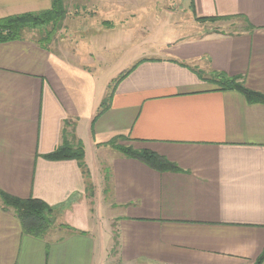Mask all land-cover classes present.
I'll return each instance as SVG.
<instances>
[{
	"label": "crops",
	"instance_id": "obj_1",
	"mask_svg": "<svg viewBox=\"0 0 264 264\" xmlns=\"http://www.w3.org/2000/svg\"><path fill=\"white\" fill-rule=\"evenodd\" d=\"M52 2L0 0V19L48 11ZM189 7L202 27L197 18L213 17L242 19L243 29L200 35L181 20L174 25L185 24L183 34L156 46L147 33L145 45L133 14L120 20L132 27L110 49L96 47L101 36L91 33L47 48L29 30L0 43V191L42 200L72 228L56 240L26 235L0 200V264L256 263L264 251V104L210 79L237 77L264 94V0H190ZM69 9L65 31L80 20ZM94 18L79 22L114 25ZM119 48L128 56L121 72L143 62L95 119L116 78L98 68ZM114 61L108 67L120 65ZM65 120L76 122L84 144L93 198L76 161L45 159L60 145ZM117 138L179 170L158 172L124 156L110 145Z\"/></svg>",
	"mask_w": 264,
	"mask_h": 264
},
{
	"label": "trees",
	"instance_id": "obj_2",
	"mask_svg": "<svg viewBox=\"0 0 264 264\" xmlns=\"http://www.w3.org/2000/svg\"><path fill=\"white\" fill-rule=\"evenodd\" d=\"M69 0H53L52 7L48 11L36 14H23L18 16L0 19V43L20 40L23 31L26 28H40L43 26H52L53 30L47 32L44 37L38 40V43L47 48L52 43L54 35L58 31L57 27L63 24L67 15L66 3ZM222 20L220 18L203 17L197 18L202 23L216 22ZM135 64L130 70L116 77L109 86L107 97L100 105L95 119H98L111 107L112 98L121 81H123L131 72H133L139 64ZM213 83L219 84L221 90H236L244 95L249 103L264 104V94L252 91L244 85L237 77H229L225 74H216L210 79ZM62 130V139L60 145L45 159L51 161L74 160L78 163L82 174L86 180V192L88 197L93 198L95 194L94 185L91 182L89 168L85 162V148L83 142L76 135V122L65 120ZM121 138V137H119ZM115 139L110 142L114 148L120 151L124 156L138 160L148 167L158 172L178 171L176 164L167 158L147 149L138 150L132 146H122L119 144L121 139ZM123 139V137H122ZM0 199L5 209H11L19 219L24 234L32 236L40 240H46L49 232L55 225V213L57 208L48 205L42 200L35 198L21 199L5 192L0 191ZM264 262V251L257 259L255 264Z\"/></svg>",
	"mask_w": 264,
	"mask_h": 264
},
{
	"label": "rangeland",
	"instance_id": "obj_3",
	"mask_svg": "<svg viewBox=\"0 0 264 264\" xmlns=\"http://www.w3.org/2000/svg\"><path fill=\"white\" fill-rule=\"evenodd\" d=\"M102 3H105L104 5H101ZM108 3V6L106 4ZM190 0H77V1H70L66 3V7L68 5L70 6V9L68 11L71 12V15L77 16L74 19L77 21L79 18V21H82V19L87 18V16H96L97 18H94L93 20H100L101 23L103 20H109V23H114V25L103 26V24L98 27V29L92 28V24L90 22H76V23H67L68 24V31H65L63 29V24L61 26L57 27L58 31L54 35V39L58 38H68L65 36H74V37H81L85 35L95 34L96 37H100L99 42L100 45H96V47H105V49H110L111 44H114L117 39H119L120 30L124 29L127 30L132 27V20L128 23L126 21L120 22L123 18L126 19V17H132L133 14H135V17H138L137 20H135V28L136 30H142L140 32V39L141 43L143 44H149L147 41H145L146 37L151 39V44L156 46H163L164 43H166L167 39H170L171 36L175 35V32L178 33V35H181L185 31V24L183 25V29L179 25H174L176 22H179L181 20L185 21L186 24H188L189 28L196 27V33H209V32H223V33H235L238 31H241L243 29V20L242 19H230V20H219L216 22H208L205 23L204 27H202L199 23H196L195 21V13L189 7ZM96 6L97 8H93V6ZM103 6V7H102ZM106 6V7H105ZM84 7V8H83ZM156 18V19H155ZM112 20V21H111ZM148 23V27L152 28V32H144L143 26L144 23ZM84 23V24H83ZM117 24V26H116ZM128 24L127 26H124ZM115 27V28H113ZM142 27V29H141ZM53 27L50 26H43L41 30L38 31V28H26L24 31L29 30L31 32L35 31L34 37H37V33L39 32L38 37H44V35L53 30ZM23 31V34L25 33ZM30 32V33H31ZM96 32V33H95ZM148 33V35H147ZM22 34V35H23ZM116 35V36H113ZM118 36V37H117ZM155 36V37H154ZM40 39V38H38ZM87 43L91 45V36H88ZM125 42L126 39H123ZM108 41V42H107ZM109 44V45H108ZM127 44V42H126ZM97 48V50H98ZM120 52V53H119ZM122 53V49H117L114 52V56L118 58L112 57V59H108L105 61V64L101 68H98V74L106 75L111 78L113 77H120L121 74L125 73L121 72L126 67V61L128 60L127 51ZM125 55V57H124ZM111 60H115L114 62L120 63V65L111 66L108 67ZM107 62V63H106ZM101 69V70H100ZM116 72V73H113ZM121 72V73H120ZM110 78V79H111ZM126 146V145H125ZM1 200V199H0ZM95 220H97L94 217ZM66 218L64 216H60L55 213V225L51 229V231L48 234L47 238H53V240L60 239L62 236L69 233L72 228L67 225ZM83 225V223H82ZM98 229H100V226H97ZM104 229V227H103ZM92 228L88 229V231Z\"/></svg>",
	"mask_w": 264,
	"mask_h": 264
}]
</instances>
